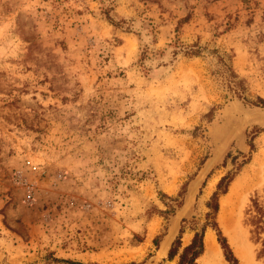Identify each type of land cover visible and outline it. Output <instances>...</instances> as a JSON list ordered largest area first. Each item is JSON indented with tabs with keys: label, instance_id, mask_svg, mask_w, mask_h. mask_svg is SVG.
<instances>
[{
	"label": "rangeland",
	"instance_id": "rangeland-1",
	"mask_svg": "<svg viewBox=\"0 0 264 264\" xmlns=\"http://www.w3.org/2000/svg\"><path fill=\"white\" fill-rule=\"evenodd\" d=\"M260 99L264 0H0V264H177L228 173L215 221L264 264Z\"/></svg>",
	"mask_w": 264,
	"mask_h": 264
},
{
	"label": "trees",
	"instance_id": "trees-1",
	"mask_svg": "<svg viewBox=\"0 0 264 264\" xmlns=\"http://www.w3.org/2000/svg\"><path fill=\"white\" fill-rule=\"evenodd\" d=\"M189 54L197 55L198 52L192 50ZM260 102H264V100L260 99ZM232 178L233 174L231 173H228L220 178L216 185V190L213 192L207 203L209 211L206 213L205 223L199 230L194 232L190 242L185 246H181L180 236H178L173 241L168 251L169 259H173L177 256V264H197L196 260L204 251L203 237L205 228L209 225L215 230L217 242L221 247L225 260L230 264H240L226 237L223 235L221 229L215 221V215L218 211V197L227 191L228 184ZM243 223L247 227L249 240L256 247V259L264 261V189H262V193L255 191L253 195L250 196L244 209ZM180 231H182V229Z\"/></svg>",
	"mask_w": 264,
	"mask_h": 264
},
{
	"label": "bare ground",
	"instance_id": "bare-ground-1",
	"mask_svg": "<svg viewBox=\"0 0 264 264\" xmlns=\"http://www.w3.org/2000/svg\"><path fill=\"white\" fill-rule=\"evenodd\" d=\"M224 210H225V208L222 207L220 216L222 217L223 220H225L227 218V215H226L227 212L225 213ZM204 241H205L206 247H208V248L215 247V244L216 243H215V240H214V236H213V234L210 231H207L205 233ZM234 248H235L236 254L241 259V262L243 264H252V259L249 256L248 252L245 250V246L243 245L242 241H240L239 239H237L236 242H235V244H234ZM209 251H211V250H209Z\"/></svg>",
	"mask_w": 264,
	"mask_h": 264
}]
</instances>
